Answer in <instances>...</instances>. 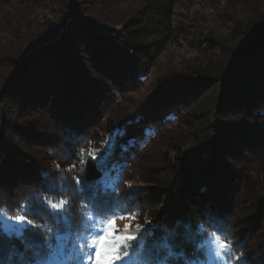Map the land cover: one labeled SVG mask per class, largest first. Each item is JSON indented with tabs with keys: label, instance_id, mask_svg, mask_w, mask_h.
Instances as JSON below:
<instances>
[{
	"label": "trees",
	"instance_id": "trees-1",
	"mask_svg": "<svg viewBox=\"0 0 264 264\" xmlns=\"http://www.w3.org/2000/svg\"><path fill=\"white\" fill-rule=\"evenodd\" d=\"M179 1L0 0V86L4 87V91L0 90V104L10 97L14 84L27 86L24 97L16 93L11 99L20 103L27 112H41V116L49 118L51 128H61L62 131H55L63 132L66 140L73 141L67 157L77 152L75 159H60L57 166L53 167L52 174L46 171L49 169L40 167L42 181L36 179L34 168L28 166L26 184L21 180V183L14 180L10 182L15 189L28 186L22 196H13L17 204L43 194L41 190L44 187L41 184L46 182L44 174L51 176L59 171L65 177L66 174L74 175L58 184H63L68 190L70 197L66 195L67 199L72 203L77 202L80 207L84 206V201L76 191V179L79 178L83 185L85 180L99 179L101 172L97 170L96 162L89 158L84 161L81 171H74L72 162L79 160L81 148L86 151V144L96 141L95 130L104 128L101 120L107 122L105 116L99 122L97 117L101 109L109 105V101H116L110 100V97L116 99V96H122L123 91L120 90L123 88L132 86L136 81H146L168 45L177 38L178 27L174 24ZM201 1H207L218 10L222 3L225 4L227 10H219V16L228 26V35L221 36L217 28L208 32L199 27L201 35L196 41V50L201 59H197L191 69L180 72V76L175 79L169 82L160 80L158 84L167 95L189 101L195 111L208 109L216 117L209 123L215 135L209 137V144L205 146L202 156L191 153L169 161L174 163L175 172L179 170L183 175L181 191L184 196L201 204L197 205L202 207L200 219L205 221V215L210 210L218 218L223 230L230 233L227 229L230 221L222 214L231 210L225 200L226 192L239 178L242 183L246 181L250 184V176L233 171L226 161L227 152H232L229 143L237 142L236 148H244L246 143L254 144L250 136L256 139L260 133L264 134V0ZM183 2L191 4L196 0ZM98 4L101 7L95 8ZM27 76L28 80L24 83L22 78ZM188 85L196 87L191 97L187 95ZM110 87L114 91H110L108 98L104 90ZM144 116L132 117L127 123H131L129 127L132 128L133 122H137L134 127L138 129L145 124L140 136L133 134L128 126L122 127L124 135L117 140L111 158L123 166L122 171L113 174L115 183L108 189L115 193L113 200L117 204L125 198L122 187L126 182V171L163 127L179 119V114L167 112L145 123L148 116ZM7 118L9 116L3 118L0 115V125ZM245 119L247 126L243 122ZM92 121L97 122L92 124ZM234 124H237L236 128H233ZM248 126H252V129ZM114 130L120 129L111 127L108 132L113 133ZM26 134L30 138L42 140L40 134L33 131H26ZM258 143L252 147L257 148ZM47 148L52 149L53 145ZM118 150L128 152L130 159L123 160ZM3 153L1 156L7 158L6 153ZM22 167L25 166L19 162L9 163L5 176L11 173L21 176ZM188 168V172L196 170L197 179L187 177ZM211 176H224L227 178L226 183L211 187L205 185ZM2 205L0 211L14 208L10 203ZM167 215L195 226L182 210ZM167 225L171 226L170 223ZM261 249L264 253V245ZM261 259L263 262L264 255Z\"/></svg>",
	"mask_w": 264,
	"mask_h": 264
},
{
	"label": "rangeland",
	"instance_id": "rangeland-1",
	"mask_svg": "<svg viewBox=\"0 0 264 264\" xmlns=\"http://www.w3.org/2000/svg\"><path fill=\"white\" fill-rule=\"evenodd\" d=\"M98 7H101V4L96 5L95 8ZM219 10H227L224 3L219 7ZM219 10L212 8L207 1L196 0L191 4H185L183 0L179 1V5L175 9L174 24L178 27L177 38L168 45L165 54L159 58L146 81H136L132 86L123 88V90H120L123 91L122 96H116V99L109 96L110 100L116 101L113 103L109 101L106 108H102L101 112L98 110L100 115H98L97 121L105 116L104 118L110 123H107L104 119L101 120V125L104 124V128L95 130L94 138L96 141L86 144V154L81 156L79 152V160L72 162L75 166L74 168L71 166L73 170L81 171L80 168L84 164L82 161H86L88 158L87 153L94 150L97 155H102L105 152L112 136V133H109L108 130L111 127H116L121 131L122 127H129L131 123H127L132 117L147 115L146 123V121H151L162 113L173 112L179 114L178 121L163 127L159 134L154 137V140L147 145V148L139 154L138 159L132 163L129 170L126 171V182L123 184L122 193L125 197L129 193H135L128 207H132L139 201L140 219L138 221L118 220L117 224L121 229L124 228L126 223H139L145 229L157 222L172 225L179 219L169 218L167 214L170 212L175 214L176 210H182L185 213L184 216H188L195 225L205 223L203 218L200 219L202 215L200 209L202 207L197 206L201 204L196 201L192 202L191 198L184 196L181 191V187L183 188V175L179 173V170L175 172V165L169 159L184 158L185 155L191 153L202 156L205 152V146L209 144V137L215 135L209 123L211 119L214 120L216 117L214 118L208 109L195 111L193 106L188 103L189 101L186 102V100L179 97V99L173 98L172 94L167 95L162 92L163 87H160L158 83L160 80L169 82L170 79H175L180 76V72L191 69L198 61L197 59H201L196 50V41H199L201 35L199 27L208 32L217 28L220 29L221 36L228 35V26L220 19ZM192 37H195L196 40ZM11 39L13 40V37ZM22 80L25 83L28 76L23 77ZM3 88V86H0L1 91ZM27 89V86L14 84L10 90V97L4 99V102L0 104V115L3 118L9 116L6 121H3V125H0V201L10 203L13 206L17 205V199L13 196H22L28 186L23 185L15 189L11 187L13 184L10 182L14 180V182L19 181L21 183L23 181L25 183L27 172H29L27 170L28 166H30V169L31 167L34 168L36 179L39 178V181H42L40 167L49 169L46 171L52 174L53 167L57 166L56 163L60 159H75L77 156V152H72V155L67 157L71 151L69 147H71L73 141L66 140L63 132L55 131L57 129L61 130V128H51L49 118L46 119L41 116V112H27L20 103L11 99L14 97L12 95L16 93L20 97H24ZM112 89L110 87L104 90L107 97ZM186 89L189 90L187 95L191 97L196 87L188 85ZM171 90L172 88L169 91ZM1 99L2 94L0 92V102ZM212 99L211 102H213ZM240 120L236 122L240 123ZM97 121H92V124H96ZM243 122L247 126V120L245 119ZM213 123L218 125L215 122ZM135 124L137 125V122H133L132 128L129 127L130 131L140 136L143 126L146 125L143 124L141 129H138V127H134ZM219 125L223 126V124ZM236 125L234 124L233 128H236ZM248 127L251 128L252 126ZM26 131L40 134L42 140L37 137L30 138ZM120 139L121 137H117V140ZM249 139L254 141V144L259 142L258 147L253 148L254 144L248 145L246 143L244 148H236L237 142L229 143L232 152H227L229 154H227L226 161L233 171L238 172L240 175H249L250 184H247L246 181L242 183V179L239 178L234 182V185L228 188L225 200L231 210L222 214L230 221L227 229L233 237V243L246 248L244 253L249 256L252 264H264V261L261 262V257L264 255L261 249V246L264 245V162L262 161L264 160V134L260 133V137L258 135L256 139L250 136ZM48 145H53V148L48 149ZM3 152L6 153L7 158L1 156L4 154ZM117 152L121 154L123 160L130 159L128 152L124 150H118ZM65 153L68 155H64ZM11 162H19V164L25 166L20 168V173H23L22 177L14 173L5 176L7 166ZM43 170L45 171V169ZM196 173V170H190L187 177L193 180L197 179ZM78 175L80 176V174ZM72 176L74 175L66 174V177L62 176L59 171L51 176L47 175V177L55 178L56 183H64L66 179H70ZM226 179L224 176H211L207 184L203 181L201 183L209 185V187L220 186L226 183ZM41 186L45 187V183ZM67 197L69 198L70 195L67 194ZM69 201L74 212L84 207H80L75 201L73 203L71 200ZM146 219L151 221V224H146ZM77 227H79V222H77ZM156 235L159 236L160 232L157 231Z\"/></svg>",
	"mask_w": 264,
	"mask_h": 264
},
{
	"label": "snow or ice",
	"instance_id": "snow-or-ice-1",
	"mask_svg": "<svg viewBox=\"0 0 264 264\" xmlns=\"http://www.w3.org/2000/svg\"><path fill=\"white\" fill-rule=\"evenodd\" d=\"M123 135L114 130L102 155L94 150L87 153L101 177L83 185L76 179V191L84 201L81 210L74 212L65 198L68 190L44 174L43 194L0 211V264H252L243 246L233 243L210 210L203 225L157 222L145 229L139 223H126L121 229L118 220L140 219V202L127 206L135 193L117 204L115 193L108 191L115 183L113 174L122 171L123 166L111 158L117 137ZM80 154H86L83 148Z\"/></svg>",
	"mask_w": 264,
	"mask_h": 264
}]
</instances>
